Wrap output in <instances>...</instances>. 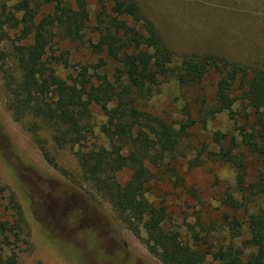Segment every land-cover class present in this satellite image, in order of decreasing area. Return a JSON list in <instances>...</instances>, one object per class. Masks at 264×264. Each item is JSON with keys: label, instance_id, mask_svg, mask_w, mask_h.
<instances>
[{"label": "trees", "instance_id": "16d2710c", "mask_svg": "<svg viewBox=\"0 0 264 264\" xmlns=\"http://www.w3.org/2000/svg\"><path fill=\"white\" fill-rule=\"evenodd\" d=\"M88 3L19 0L12 6H0V40L14 36L20 70L18 76H4L9 110L15 119L20 121V114L29 113L48 128L53 144L77 149L85 181L139 238L141 228L145 230L150 253L163 264H206L209 257L219 264H264V211H248L251 199L245 193L243 158L237 154L244 147L252 154L264 155V69L212 55L187 56L178 64L136 0H98L93 22ZM87 34L97 38L96 43L89 42L93 53H104L118 64L114 71L103 61L78 65L71 71L69 59L63 53L55 55L60 42L81 43ZM5 57L0 49V63ZM64 71L71 73L63 75ZM211 71L222 78L215 104L199 122L205 125L229 113L233 121L241 117L248 125L239 130L240 142L232 139L226 146L224 135L216 133L215 151L205 144L196 151L191 148L189 130L197 121L190 113L185 121L168 123L143 111L141 104L173 78L180 87H197ZM235 106H239L237 110ZM95 110L101 111L102 124L97 123ZM38 142L44 158L54 165L46 144ZM193 152L197 155L189 163L188 154ZM204 156L237 170L235 187L227 193L224 205L233 212L232 217L225 216V221L231 239L242 240L239 247H216L215 229L204 230L202 237L191 227L192 243L184 242L181 233L166 229L168 205L165 198L155 196L154 188L170 185L179 196L188 193L197 199V190L187 185L180 168L185 162L190 168L198 167ZM127 171L131 178L123 183L120 175ZM252 188L253 196L264 192L263 185ZM20 209L18 214L23 218ZM238 214H243L242 220ZM246 232L249 237L243 239ZM23 236L27 233L20 220L0 218V264H19ZM119 258L124 259L122 255ZM125 264L138 262L131 257Z\"/></svg>", "mask_w": 264, "mask_h": 264}, {"label": "rangeland", "instance_id": "374dc122", "mask_svg": "<svg viewBox=\"0 0 264 264\" xmlns=\"http://www.w3.org/2000/svg\"><path fill=\"white\" fill-rule=\"evenodd\" d=\"M18 1L0 0V6L4 3L12 6ZM136 1L143 15L156 25L176 63L187 56L212 55L264 69V0ZM88 4L93 22L98 0H89ZM10 38L0 40V49L6 55L0 63V218L16 217L26 230L27 236L21 237L19 242V264H125L131 257H136L138 264H163L150 253L145 230L141 228L139 238L117 219L111 205L85 181L77 149L53 144L48 128L29 113L20 114V121L15 119L4 87L5 74L18 76L20 73L12 43L15 39L12 35ZM90 41L96 43V36L87 34L81 43L60 42L55 55L63 53L69 59L71 71L75 66L97 65L100 61L114 71L118 64L104 53H93ZM68 73L71 72L64 71L63 75ZM221 78L219 73L211 71L197 87H180L173 78L142 102V110L168 123L185 121L190 113L191 119L198 122L189 130L191 148L196 151L204 144L215 151L216 133L224 135L226 146L232 139L240 142L239 130L248 125L241 117L233 121L229 113H224L205 125L199 122L215 104ZM237 95L240 96V92ZM94 113L97 123L102 124L101 111ZM38 141L46 144L54 165L44 158ZM105 145L109 147L108 143ZM237 154L243 158L245 193L251 199L248 211H264V192L252 195V186L255 189L264 186V155L252 154L244 147ZM196 155L197 152L188 154L189 163ZM200 159L198 167L190 168L185 162L180 168L187 185L197 190V199H192L188 193L179 196L170 185H159L153 190L155 196L165 198L168 205L170 218L166 229L170 233H181L182 240L189 243L191 227L201 232L202 237L206 234L204 230L215 229L213 243L216 247L226 248L231 244L239 247L242 240L231 239L225 221V216L232 217L233 212L224 205L227 193L233 192L235 187L237 170L212 157ZM130 178L128 171L120 175L123 183ZM20 206L25 214L23 218L18 214L22 212ZM242 215L238 214L241 220ZM248 237L246 232L243 239ZM119 255L124 259L120 260ZM206 264L219 263L209 257Z\"/></svg>", "mask_w": 264, "mask_h": 264}]
</instances>
